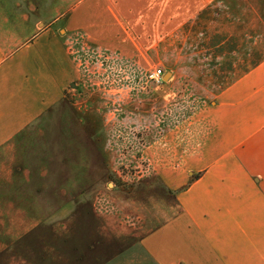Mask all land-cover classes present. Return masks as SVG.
I'll use <instances>...</instances> for the list:
<instances>
[{
    "label": "crops",
    "instance_id": "obj_1",
    "mask_svg": "<svg viewBox=\"0 0 264 264\" xmlns=\"http://www.w3.org/2000/svg\"><path fill=\"white\" fill-rule=\"evenodd\" d=\"M236 1L0 0V264H264V59L215 83L198 77L195 31L182 48L173 41L212 7ZM80 42L130 68H171L172 78L149 98H83L71 51ZM182 67L204 105L155 130L145 150L153 174L95 204L113 192L98 182L113 169L115 117L152 124L178 100ZM211 82L218 89L195 91ZM52 190L79 199L74 235L55 256L19 254L20 244L35 245L36 197Z\"/></svg>",
    "mask_w": 264,
    "mask_h": 264
},
{
    "label": "rangeland",
    "instance_id": "obj_2",
    "mask_svg": "<svg viewBox=\"0 0 264 264\" xmlns=\"http://www.w3.org/2000/svg\"><path fill=\"white\" fill-rule=\"evenodd\" d=\"M188 28V31L191 29L195 31V56L199 59L197 63L200 65L198 77L208 78L215 83L226 82L231 78L244 75L264 59V0H240V2L237 0L233 5L212 7L194 25L186 27L179 38H174L175 44L178 43L181 48L186 44V39L192 41V36L187 38ZM85 44L80 42L71 49L75 52L77 62L83 72L79 87L83 98L82 94L89 95L94 91L102 95L106 94L108 97H120V99L126 94L136 95L137 93L149 98L152 92L158 91L164 82L172 78L171 68L158 64L142 68L138 62L130 68L114 63L116 56L113 57L104 50L98 51ZM179 56V52H176L174 57L172 53L170 56L164 54L162 62L164 65L169 64L167 62L169 59L175 60ZM156 69L162 70L165 79L157 82L148 78V74ZM174 71L182 80L178 100L171 109H168V112L155 116L154 122L150 124L147 121V125L140 123L138 118L136 121L130 116L125 120L122 117H115L116 136L109 142L111 143V167L114 170L111 169V173L109 172L110 178L104 182L101 180L98 182L101 189L104 188L106 191L111 189L113 192L110 193L111 198L107 194L104 198L102 196L91 198L95 204L105 206L106 203L109 204L105 198L119 199L124 190L138 187L140 180L153 174V166L148 161L145 150L152 139H155V130L161 132L163 129L165 131L170 127H175L176 124L185 120L195 107L204 105L201 100L192 96V89L189 85V79L193 76L192 71L186 67L174 69ZM167 73L169 75L166 76ZM212 82L211 84H196L195 91L198 90L202 94L205 92L203 95H206L210 92L209 88L218 89L219 85L212 84ZM68 91L69 96L74 99L75 91L71 88ZM85 100L80 99L82 102ZM55 193L52 190V196L36 197L35 211L31 214L36 225L33 233L36 239L35 245L20 244L17 250L19 254L29 253L35 255L36 258L42 257L43 254L55 256L61 251L62 237L72 238L74 235L75 200L79 199L61 198ZM69 202L72 205H69ZM19 217L20 221L25 220L24 214L21 213ZM23 263L44 264L42 260L37 259L35 262Z\"/></svg>",
    "mask_w": 264,
    "mask_h": 264
},
{
    "label": "built area",
    "instance_id": "obj_3",
    "mask_svg": "<svg viewBox=\"0 0 264 264\" xmlns=\"http://www.w3.org/2000/svg\"><path fill=\"white\" fill-rule=\"evenodd\" d=\"M148 78L152 81H162L164 73L161 69H156L148 74Z\"/></svg>",
    "mask_w": 264,
    "mask_h": 264
},
{
    "label": "water",
    "instance_id": "obj_4",
    "mask_svg": "<svg viewBox=\"0 0 264 264\" xmlns=\"http://www.w3.org/2000/svg\"><path fill=\"white\" fill-rule=\"evenodd\" d=\"M167 75H169V73H167L166 76H167ZM166 76H165V77H166ZM164 79H165V78H164Z\"/></svg>",
    "mask_w": 264,
    "mask_h": 264
}]
</instances>
